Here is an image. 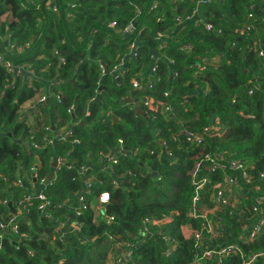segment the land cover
<instances>
[{"label": "trees", "instance_id": "1", "mask_svg": "<svg viewBox=\"0 0 264 264\" xmlns=\"http://www.w3.org/2000/svg\"><path fill=\"white\" fill-rule=\"evenodd\" d=\"M0 53L26 69L15 77L0 66V218L10 211L3 201L15 205L29 194L35 166L38 183L56 157L88 166L92 177L80 202L82 176L62 167L44 188L61 208L49 222L33 201L20 240L8 237L0 249V264H194L197 253L182 229H202L198 215L210 210L218 236L209 247L238 250L221 263L215 257L199 264H244L254 254L261 256L252 264H264V226L253 241L244 238L258 225L254 207L264 214V202L256 203L264 195V0H0ZM140 75L153 81L151 89H133ZM40 91L48 99L31 128L18 111ZM129 98L133 104L124 102ZM51 127L71 135L33 149L30 137L40 143ZM186 132L202 143L186 142ZM108 152L118 161L112 172L102 171L99 154ZM207 154L241 164L250 178L237 176L239 196L231 202L233 191L224 194L227 204L217 209L214 186H225V177ZM199 162L194 181L204 183L193 217ZM105 192L103 212L98 198ZM62 222L67 231L55 233ZM69 223L80 228L70 231Z\"/></svg>", "mask_w": 264, "mask_h": 264}, {"label": "built area", "instance_id": "2", "mask_svg": "<svg viewBox=\"0 0 264 264\" xmlns=\"http://www.w3.org/2000/svg\"><path fill=\"white\" fill-rule=\"evenodd\" d=\"M190 19L188 16L186 17V21H189ZM200 20L197 19L195 21L196 24H198ZM135 20H132L131 23L124 29L123 34H128L130 33L131 29L135 25ZM113 27V25H110ZM204 26L206 27L207 31H210L212 29L210 23H204ZM248 29V28H247ZM136 38L134 39V44L132 43L130 47V53L129 56H136L135 51L137 49V44L138 42L135 41ZM162 47L164 45H161ZM8 49L14 50V47L9 44ZM21 49V47H20ZM60 61L62 59L60 58ZM0 66L5 69L8 73L13 74L15 77L21 76L26 72V69L22 67H16L14 66L9 59H7L3 53H0ZM101 72L104 73V67L101 65ZM116 69V68H115ZM114 69V70H115ZM118 69H116L117 71ZM153 70H156V67L153 68ZM115 71V72H116ZM114 72V73H115ZM28 76L27 78L29 79ZM154 85L153 81L149 78H145L144 76H138L132 81V87L135 90L139 91H145L146 88L151 89L152 86ZM167 95V94H165ZM57 99H59L60 95L57 94L55 96ZM48 99V94L44 93L37 97L35 101H29L32 104L27 106V109H29V112L33 116V118H37L39 116V110L38 106L45 102ZM68 112H73V107H70L68 109ZM214 131H218L220 127L218 124H216L214 127H212ZM211 129V128H210ZM210 129L204 128L203 133L206 134ZM52 133V131H51ZM71 135V131L69 128H64L59 134H55V137H42V141L36 142L33 137H30V145L33 149L36 150H41L45 145H50L53 143L54 139L58 140H63L65 141L68 136ZM186 136V142L191 143V144H201L203 138L201 136L196 135L195 133H185ZM74 144H79L80 141L78 139H75L72 141ZM122 144V141L119 140V145ZM169 156H172L171 153H168ZM100 158L104 160L103 166H102V171H108L112 172L113 171V165L117 164V158L114 155V153H100L99 154ZM204 158L211 162L213 166L211 169H216L219 168L221 169L222 173L224 174V183L226 184L225 186L217 182L214 186L215 193L216 195H213V199L215 201V207L214 209H217L218 206L220 205L219 203H222V205L227 204V200L223 199V195L229 196L230 192L233 191V188H235L236 184V177L241 176V178L246 181L247 183L250 181L248 173L243 169V166L241 164L235 163V162H228L226 161L221 155L216 154V155H205ZM53 163H55V168H53V173L54 177L56 178L57 173L62 169V167L66 166L67 169H72L76 168L78 169L80 175L82 176V179L80 180L83 190L80 191L77 194L78 200L80 202L84 201L85 194H90V185L92 181V177H86L85 174L88 170V166H76L74 162L70 164H66L65 161L60 158L56 157L55 159L52 160ZM201 165V162L197 163L194 170L192 171V178H193V184L195 185V196L193 197V217H197V212H196V203L198 202V193L201 189L202 184L204 181L199 182L198 184L195 183L194 178L197 175L198 169ZM226 171H230L231 175L230 177L226 176ZM84 176V177H83ZM263 177V174L261 175ZM32 181L28 187L29 194L24 196L21 201L15 202V205L11 202L8 201H3L2 204L7 205L11 204V207L13 209V212L10 210L9 213H7L6 216H3L0 218V249H3L5 240L8 237L16 238L17 240H20L21 238V225L24 222H28L27 215L30 212V205L32 204L33 201H37V206H36V211L40 215V217L44 220H47L51 222L53 220L54 216V211L56 208H61V205L57 207L54 206L50 199H48L47 195L44 192L45 184L44 181L45 179H41L39 183L36 181L38 179L37 174H36V166L32 168ZM16 184L18 186H22L24 184V179L22 177H18ZM264 185V184H263ZM24 186V185H23ZM106 197V198H105ZM109 194L108 193H102L99 198H98V205L100 209L105 212V205L108 204L109 202ZM264 202V195H259L257 196L256 203L258 205L262 204ZM64 204V203H63ZM85 209V206L82 205L79 209H75L76 212H81ZM214 210L206 211L204 214L198 215L201 219H203L202 222V229L195 230L189 227H185L187 229V234L184 235L185 238L191 239L193 242V247L197 253L194 259V264H199V262L203 259L205 260H210L212 258H217L218 263H221L223 259L234 256L236 254V251L238 250V246L236 244H232L226 247H222L220 249H216L215 247H209L207 241L211 242L214 238L218 236L217 229L215 227L216 224H214L211 219L209 218L208 215L212 214ZM254 211H256V214L259 216L256 220H258V225H256L253 229L248 231V234L244 236L245 239L253 241L260 233L262 230V227L264 226V214L257 208V206L254 207ZM108 222L113 221V217H108L104 216ZM148 219L143 220V232L144 234H147L148 228L146 227L149 224ZM160 221H153L152 224H158ZM263 225V226H262ZM68 228L71 230H77L80 228V225H76L74 223H69ZM55 233L62 234L64 231H67V223L62 222L56 226L54 229ZM208 235L209 237H207ZM246 242V241H245ZM119 246V245H118ZM124 255L122 256L124 258H128L129 252L127 253L126 251H122ZM261 254H254L251 255L247 260H245L244 264H252Z\"/></svg>", "mask_w": 264, "mask_h": 264}, {"label": "crops", "instance_id": "3", "mask_svg": "<svg viewBox=\"0 0 264 264\" xmlns=\"http://www.w3.org/2000/svg\"><path fill=\"white\" fill-rule=\"evenodd\" d=\"M8 45H9L8 41H5L4 46L7 47ZM42 94H44L43 91L38 92V94L34 97L32 102L35 101V99H37V97H39ZM31 104L32 103L28 101V102L24 103L20 107V109L18 111V118H19L20 121H24L29 127L32 128L34 126V124H35V119L36 118H33L31 113L29 112V109H27V106H29ZM182 231H183L184 235H185V232L187 233V229L186 228H183Z\"/></svg>", "mask_w": 264, "mask_h": 264}, {"label": "water", "instance_id": "4", "mask_svg": "<svg viewBox=\"0 0 264 264\" xmlns=\"http://www.w3.org/2000/svg\"><path fill=\"white\" fill-rule=\"evenodd\" d=\"M107 72H108V70L106 68H104V74H106ZM72 81L74 82V79H72ZM77 98H78V96H77ZM124 102L129 103V104H133L134 103V100H132V99L129 98V99H126ZM137 113L139 115L143 116L147 120H149V118H150L145 112H143L142 110H140L138 108H137ZM51 131H52L51 137L54 138L55 137V128L54 127H51ZM51 168L52 169L55 168V163L52 164V167ZM53 177H54V173H53V171H50L48 173L45 181H44V184L45 185H48L50 183V181L53 179ZM8 207L13 212V209L11 207V204H8Z\"/></svg>", "mask_w": 264, "mask_h": 264}, {"label": "rangeland", "instance_id": "5", "mask_svg": "<svg viewBox=\"0 0 264 264\" xmlns=\"http://www.w3.org/2000/svg\"><path fill=\"white\" fill-rule=\"evenodd\" d=\"M110 25H112V24H110ZM111 28H113L112 26H110ZM5 41H7V40H5ZM136 42H139L137 39L135 40ZM134 44V43H133ZM139 44V43H138ZM12 45V44H11ZM13 46V45H12ZM8 47V46H7ZM6 47V48H7ZM22 48V47H21ZM24 48V47H23ZM21 50V49H20ZM141 77H143V75H140ZM237 188H238V186L237 187H235V188H233V195L230 197V200H231V202H232V200H234L236 197H238L239 196V193L238 192H236L237 191ZM185 228V227H184ZM185 234H187L186 232H185ZM124 244H126L125 242H123L122 243V245H124ZM131 245V244H130ZM129 245V246H130Z\"/></svg>", "mask_w": 264, "mask_h": 264}, {"label": "clouds", "instance_id": "6", "mask_svg": "<svg viewBox=\"0 0 264 264\" xmlns=\"http://www.w3.org/2000/svg\"><path fill=\"white\" fill-rule=\"evenodd\" d=\"M106 198V197H105ZM124 255V253H122Z\"/></svg>", "mask_w": 264, "mask_h": 264}, {"label": "flooded vegetation", "instance_id": "7", "mask_svg": "<svg viewBox=\"0 0 264 264\" xmlns=\"http://www.w3.org/2000/svg\"><path fill=\"white\" fill-rule=\"evenodd\" d=\"M52 164H53V161H52Z\"/></svg>", "mask_w": 264, "mask_h": 264}]
</instances>
